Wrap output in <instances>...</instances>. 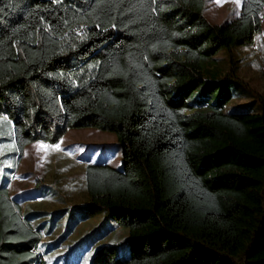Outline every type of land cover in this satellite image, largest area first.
<instances>
[{"label": "trees", "instance_id": "obj_1", "mask_svg": "<svg viewBox=\"0 0 264 264\" xmlns=\"http://www.w3.org/2000/svg\"><path fill=\"white\" fill-rule=\"evenodd\" d=\"M205 4L0 0V125L12 128L14 157L84 126L113 132L122 157L87 162V199L70 209H22L11 168L0 184V264H40L67 211L72 222L47 252L104 211L128 227L131 264H264V97L255 92L261 110H224L228 82L240 80L232 48L254 41L264 0H242L225 22ZM219 48L229 69L205 78Z\"/></svg>", "mask_w": 264, "mask_h": 264}, {"label": "rangeland", "instance_id": "obj_2", "mask_svg": "<svg viewBox=\"0 0 264 264\" xmlns=\"http://www.w3.org/2000/svg\"><path fill=\"white\" fill-rule=\"evenodd\" d=\"M241 1L206 0L204 11L211 21L225 22L238 15ZM232 55L236 76L240 80L234 78L228 82L232 95L224 110H261L255 92L264 97V10L254 41L233 46ZM202 68L205 78L219 79L229 69L228 51L219 48L211 59L203 61ZM222 85L219 82L212 88L210 101ZM200 88L201 84L192 91L191 96L197 94ZM202 106L206 110L211 109L207 102ZM1 119L4 117L0 116V124L4 123H1ZM11 135L9 124L0 125V184L14 167L9 185L10 195L22 207L31 205L54 210L67 206L70 209L77 202L82 203L87 199V162L106 158L115 166L122 163L120 144L109 130L93 126L71 127L57 144H47L42 140L28 143L19 160L14 157L16 142ZM39 182L52 187V192L47 194L45 185H38ZM63 214L65 216H61L41 243L44 253L40 264H131L128 227L120 225L104 211L81 219L60 246L47 252V241L56 239L72 222L68 211ZM35 218L41 220L47 230L50 228L51 222L44 220L43 216Z\"/></svg>", "mask_w": 264, "mask_h": 264}, {"label": "crops", "instance_id": "obj_3", "mask_svg": "<svg viewBox=\"0 0 264 264\" xmlns=\"http://www.w3.org/2000/svg\"><path fill=\"white\" fill-rule=\"evenodd\" d=\"M62 138V137H61ZM60 138V139H61ZM60 139L57 141V142H55V143H48V142H46L47 144H57L59 141H60ZM43 141V140H42ZM28 145V144H27ZM27 145L25 146V148L27 147ZM24 153H25V151H24ZM103 160H105V161H109V159L107 160L106 158L105 159H103ZM44 185H45V187H46V192H47V194L48 193H51L52 192V190H53V188L52 187H49V185H47L46 183H43ZM37 196L39 195V194H36ZM41 195V194H40ZM42 196V195H41ZM22 206V205H21ZM27 206H30V207H32V208H37V209H43V208H40V207H33V206H31V205H26L25 207H27ZM25 207H22V209H24Z\"/></svg>", "mask_w": 264, "mask_h": 264}]
</instances>
